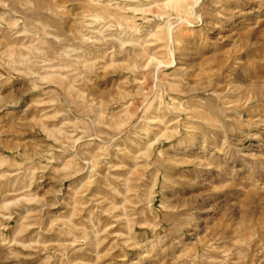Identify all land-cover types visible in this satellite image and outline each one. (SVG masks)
Segmentation results:
<instances>
[{
  "label": "rangeland",
  "instance_id": "1",
  "mask_svg": "<svg viewBox=\"0 0 264 264\" xmlns=\"http://www.w3.org/2000/svg\"><path fill=\"white\" fill-rule=\"evenodd\" d=\"M0 264H264V0H0Z\"/></svg>",
  "mask_w": 264,
  "mask_h": 264
}]
</instances>
